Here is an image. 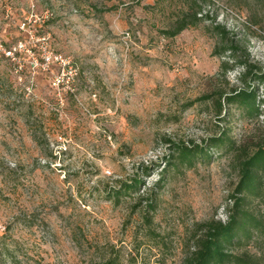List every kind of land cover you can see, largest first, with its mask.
Returning <instances> with one entry per match:
<instances>
[{"label":"rangeland","instance_id":"rangeland-1","mask_svg":"<svg viewBox=\"0 0 264 264\" xmlns=\"http://www.w3.org/2000/svg\"><path fill=\"white\" fill-rule=\"evenodd\" d=\"M189 8L199 21L168 36ZM243 61L264 69V0H0V264H186L264 139L263 107L216 104L263 97ZM222 132L236 150L177 163V146ZM131 179L144 185L117 204ZM249 210L264 226V202ZM229 251L264 264L263 232Z\"/></svg>","mask_w":264,"mask_h":264},{"label":"trees","instance_id":"trees-1","mask_svg":"<svg viewBox=\"0 0 264 264\" xmlns=\"http://www.w3.org/2000/svg\"><path fill=\"white\" fill-rule=\"evenodd\" d=\"M192 8L188 12H183L176 22V28L168 32V36L174 37L189 26H195L200 18L196 15L190 17ZM242 77L248 80H257L264 84V69L258 68L247 61L240 64ZM264 90V88H263ZM258 89L233 90L228 95H222L216 100L219 112L222 107L236 105L249 117H257L264 108V94L260 98ZM264 93V92H263ZM235 149V143L231 141L225 132L221 136L209 138L204 148L196 145H179L175 148L177 163L190 169L193 168L199 159L207 160L209 150L226 145ZM238 181L230 195L231 206L227 212V221H211L200 226L201 235L196 238V248L187 259L186 264H254L247 257L235 256L229 248L243 238L251 239L253 232H263L262 220L257 218L249 210L250 199H258L264 202V139L252 152H240L237 156ZM173 159V158H171ZM168 167L175 166L172 160H165ZM149 171L144 167V174ZM163 174L159 183H163ZM142 180L131 179L129 182H119L118 188L109 196L118 204L126 195L136 192L143 186ZM158 185V183H157ZM141 200V199H139ZM150 208L153 206L150 204ZM103 264H119L115 258H111Z\"/></svg>","mask_w":264,"mask_h":264},{"label":"built area","instance_id":"built-area-1","mask_svg":"<svg viewBox=\"0 0 264 264\" xmlns=\"http://www.w3.org/2000/svg\"><path fill=\"white\" fill-rule=\"evenodd\" d=\"M21 46H22L21 43H19L18 44V48L20 49ZM4 53H5L6 56L14 58V55H13V53L10 50L4 51ZM55 61H58V59L53 57L51 54H47V55L43 56V58H42V66L47 68L51 64H53ZM63 65H65V64H63ZM63 83H64V74H60V75L58 74L52 80V84L55 87H58L59 85H61Z\"/></svg>","mask_w":264,"mask_h":264}]
</instances>
